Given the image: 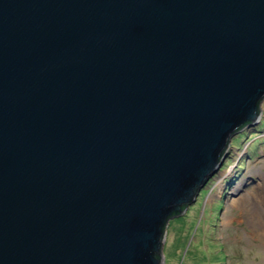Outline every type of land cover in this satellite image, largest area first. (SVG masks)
<instances>
[{"label": "water", "instance_id": "water-1", "mask_svg": "<svg viewBox=\"0 0 264 264\" xmlns=\"http://www.w3.org/2000/svg\"><path fill=\"white\" fill-rule=\"evenodd\" d=\"M263 97L264 0H0V264H164Z\"/></svg>", "mask_w": 264, "mask_h": 264}, {"label": "rangeland", "instance_id": "rangeland-1", "mask_svg": "<svg viewBox=\"0 0 264 264\" xmlns=\"http://www.w3.org/2000/svg\"><path fill=\"white\" fill-rule=\"evenodd\" d=\"M261 106L194 203L169 221L164 264H264V97Z\"/></svg>", "mask_w": 264, "mask_h": 264}, {"label": "bare ground", "instance_id": "bare-ground-1", "mask_svg": "<svg viewBox=\"0 0 264 264\" xmlns=\"http://www.w3.org/2000/svg\"><path fill=\"white\" fill-rule=\"evenodd\" d=\"M237 202V201H236ZM242 202V201H241Z\"/></svg>", "mask_w": 264, "mask_h": 264}, {"label": "trees", "instance_id": "trees-1", "mask_svg": "<svg viewBox=\"0 0 264 264\" xmlns=\"http://www.w3.org/2000/svg\"><path fill=\"white\" fill-rule=\"evenodd\" d=\"M243 131V130H242ZM239 133V132H238Z\"/></svg>", "mask_w": 264, "mask_h": 264}]
</instances>
